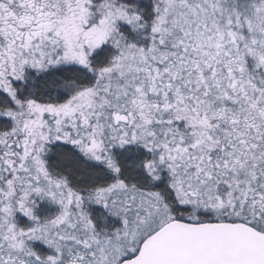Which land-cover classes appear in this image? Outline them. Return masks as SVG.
<instances>
[{
    "label": "snow or ice",
    "instance_id": "obj_1",
    "mask_svg": "<svg viewBox=\"0 0 264 264\" xmlns=\"http://www.w3.org/2000/svg\"><path fill=\"white\" fill-rule=\"evenodd\" d=\"M0 264H264V0H0Z\"/></svg>",
    "mask_w": 264,
    "mask_h": 264
}]
</instances>
